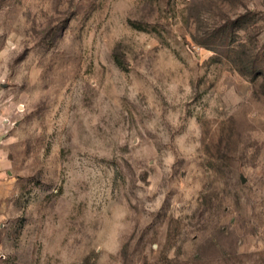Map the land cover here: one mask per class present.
<instances>
[{"label": "rangeland", "instance_id": "1", "mask_svg": "<svg viewBox=\"0 0 264 264\" xmlns=\"http://www.w3.org/2000/svg\"><path fill=\"white\" fill-rule=\"evenodd\" d=\"M0 264H264V0H0Z\"/></svg>", "mask_w": 264, "mask_h": 264}]
</instances>
